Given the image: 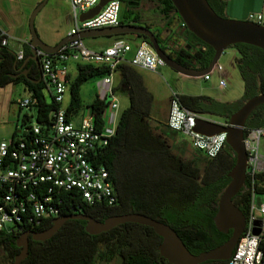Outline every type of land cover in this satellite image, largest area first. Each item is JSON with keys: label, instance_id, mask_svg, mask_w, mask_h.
<instances>
[{"label": "trees", "instance_id": "trees-1", "mask_svg": "<svg viewBox=\"0 0 264 264\" xmlns=\"http://www.w3.org/2000/svg\"><path fill=\"white\" fill-rule=\"evenodd\" d=\"M119 1L121 23L131 22L130 16L135 8H138L139 3ZM146 1L155 2L164 18L171 14L177 15L170 0ZM207 1L218 15L225 16V3L222 0ZM135 19L137 18L133 17L132 21ZM173 36L176 38L173 39ZM138 37L147 41L146 37ZM166 38L167 47L164 48L180 64L198 69L209 64L213 49L195 37L186 27L178 25L176 31L168 33ZM178 38L182 43L177 41ZM232 47L239 53L234 63L243 80L241 97L233 102H221L204 95L178 94L183 107L199 114L215 115L225 119L243 101L264 92V50L247 43H237ZM22 48L23 58L17 60L15 51L0 43V87L8 83H22L32 100L30 107L35 110V121L49 123L50 113L56 104L50 95L49 99L45 98L44 90L47 88L41 79L37 81L39 73L29 69L26 76L12 77L18 66H22L21 70L29 66L22 64L30 53V46L23 44ZM76 70L75 77L69 83V102L66 107L68 113L77 112L82 107L80 86L92 77H102L108 73V69L103 66L92 64H77ZM116 70L120 72V82L128 85L127 89H121L128 97V106L119 114L115 135L93 161L103 163L109 169L117 203L112 207L87 205L74 191H68L63 195V209L59 216L73 214L75 210L77 213L83 212L102 221L112 215L137 212L170 225L193 254L220 245L230 234L218 242H213V235L218 234L213 217L217 211L218 198L230 180L228 172L234 165L235 153L225 145L216 157L206 158L201 169L194 165V158L184 160L181 157L170 156L168 150L164 148L165 139L155 132L158 127L151 125L152 98L143 85L141 74L135 67L126 63L118 65ZM89 107L96 126L101 127L105 100L99 99L96 95ZM21 122L22 126L29 123V116L25 114ZM262 125L264 104L258 105L249 114L245 127ZM22 136L18 133V127H15L11 137ZM138 163L142 166L137 169ZM253 191L264 196V172L256 175ZM250 198L251 187L247 182H244L232 198L233 203L245 216L248 213ZM51 220L52 218L47 219L42 225L24 231L46 229L51 226ZM66 221H76V224H81V230H84L82 225L85 221ZM61 229L71 230L72 227ZM19 235L20 233L0 234V248L6 253V263L10 264L20 251V247L16 246V238ZM56 237L57 233L40 243L39 248H36L29 237L28 254L20 264H95L98 260L109 261L115 256L121 258V264H169L159 255L157 249L161 238L151 227L134 222L119 224L97 235L87 233L78 239L68 235L65 238ZM261 247L264 255V241ZM225 263V260H206L198 264Z\"/></svg>", "mask_w": 264, "mask_h": 264}, {"label": "built area", "instance_id": "built-area-1", "mask_svg": "<svg viewBox=\"0 0 264 264\" xmlns=\"http://www.w3.org/2000/svg\"><path fill=\"white\" fill-rule=\"evenodd\" d=\"M98 2L69 0L72 26L67 34L122 24L119 0H109L91 18L79 19L81 13ZM245 20L264 26V12H250ZM179 26L185 27L182 21H179ZM12 39L8 30L0 24L1 45L9 46ZM23 44H29V40H21ZM22 47L15 51L17 60L23 58ZM165 48L162 47L166 51ZM35 55L40 64V79L56 105L50 113L49 123H39L34 119L18 128L22 137L0 142V234H21L25 229L38 227L47 219L59 216L63 209V195L68 191H74L87 205H116L117 196L109 169L103 163L94 162L97 154L115 135L120 114L113 88V72L122 63L150 71L164 65L147 41L141 39L133 46L124 37L114 38L110 45L100 50L89 49L78 37L66 42L54 53L36 49ZM72 61L108 69L97 87L99 99L105 100L99 128L89 106H85L80 115L78 111H66L64 99L66 94L69 95L68 64ZM211 71L219 73L218 83L223 87L224 72L218 60L202 78L209 79ZM17 103L19 107H29L32 100L27 96ZM196 117L202 116L183 107L178 94L171 93L165 121L167 128L181 134L194 151L206 158H214L225 146L226 133L204 135L195 131ZM262 138L264 125L244 128L245 182L251 187V198L243 231L225 264H264L261 247L264 241V199L258 205L253 202L256 175L264 172V152L260 151ZM73 213L77 211L73 210ZM256 229L258 233H255Z\"/></svg>", "mask_w": 264, "mask_h": 264}, {"label": "water", "instance_id": "water-1", "mask_svg": "<svg viewBox=\"0 0 264 264\" xmlns=\"http://www.w3.org/2000/svg\"><path fill=\"white\" fill-rule=\"evenodd\" d=\"M109 0H99V2L86 12L79 15L80 20L91 18L97 14L103 5ZM177 12L178 17L184 23L186 29L203 43L213 49V55L209 64L202 69L188 67L174 60L158 42L154 33L148 28L137 24H120L117 26H107L101 28H91L80 31L77 34H67L55 44L43 42L37 35L34 27V19L46 0H41L33 8L28 17L29 46L30 53L25 58L37 64L36 49H41L46 53H54L60 46L74 38L113 36L122 37L127 34H135L147 38V42L155 53L163 60L164 64L176 72L190 77H198L209 72L212 66L220 57L222 51L237 43H247L264 50V26L242 19H233L218 15L210 6L207 0H170ZM31 68L28 66L23 70L26 72ZM264 75V70H263ZM40 80V72L39 79ZM260 104H264V92L258 93L245 101L225 118L223 122H216L203 117H196L193 129L204 135H212L225 132V145L229 146L235 153V162L228 176L230 178L223 188L217 202V211L213 217L215 228L223 233L231 230L228 239L210 249L191 253L184 245L175 230L165 222L154 219L150 216L130 212L120 215H112L104 220H96L92 216L83 212L56 216L51 220V226L40 230H27L16 238V246L20 251L13 257L10 264H20L28 254L29 237L35 241H42L50 238L66 220L85 221V231L95 235L107 231L119 224L134 222L151 227L161 240L157 245L159 255L167 260L169 264H198L206 260H227L234 249V246L243 231L245 224L244 213L233 203L232 198L237 194L245 182L246 152L243 145L244 128L249 114ZM258 233V229L255 230Z\"/></svg>", "mask_w": 264, "mask_h": 264}, {"label": "rangeland", "instance_id": "rangeland-1", "mask_svg": "<svg viewBox=\"0 0 264 264\" xmlns=\"http://www.w3.org/2000/svg\"><path fill=\"white\" fill-rule=\"evenodd\" d=\"M40 1L0 0V24L8 30L13 38L9 43V49L16 51L19 47L23 46L21 45V40H29L28 17ZM140 1L138 8H135V17L137 18L135 21L151 23L150 21L153 18L149 19L147 15L150 13L151 16H156L155 2ZM70 14L69 0H46V3L38 11L34 19V27L38 37L47 44H54L59 41L67 35L72 26ZM172 16L178 23V15L172 14ZM132 17L131 15L130 18ZM163 35L166 36V33L163 32ZM106 39H108V36L86 37L82 40L89 49L99 50L103 46L102 41H106ZM163 47H167L166 42H163ZM238 57V51L234 47L229 46L222 51L218 58V63L222 66L224 72L225 85L223 87H220L218 83L220 76L217 71H211L209 79L203 80L202 76L190 77L182 75L164 64L157 67L156 74H146L148 82L152 83V87L149 85L153 93L151 108L156 109L152 113L153 119H150V122L152 126H156L154 120L159 122L157 124L159 128L155 132L160 134L162 138H166V135H170V132H173L175 135L177 134L174 131H170L165 124L171 93L207 94L212 98L227 102L238 100L243 93V80L234 63V60ZM72 70L74 71V69ZM98 81H100L99 78L92 77L82 84L80 97L83 106L78 110L79 115L85 109L86 103L90 102L94 97ZM205 87L209 89H203ZM115 94L119 104L118 112H121L128 106V97L122 91H115ZM44 95L46 99H49V93L46 89L44 90ZM27 96L28 92L20 82L8 83L0 87V142L9 141L15 127L20 128L22 126L21 121L25 114L29 116L30 122L34 121V108L30 106L19 107L17 103L18 100ZM68 99V94H66L64 104L68 102ZM201 116L211 118L216 122H223L225 120L215 115L201 114ZM77 120L78 117L74 118L75 122ZM260 151L264 152V138L260 141ZM180 153V157L184 160L194 158V165L199 169L205 164L206 157L201 153L195 152L189 146L183 147ZM141 166V163H138L137 169L141 168ZM263 199L264 196L253 193L255 205H258ZM255 213L257 212L255 211ZM0 264H9L6 263V253L1 248ZM96 264H121V259L117 256L109 261L98 260Z\"/></svg>", "mask_w": 264, "mask_h": 264}, {"label": "crops", "instance_id": "crops-1", "mask_svg": "<svg viewBox=\"0 0 264 264\" xmlns=\"http://www.w3.org/2000/svg\"><path fill=\"white\" fill-rule=\"evenodd\" d=\"M222 1L225 3L224 14H225L226 17H229V18L245 20L246 17H247V15H248V13H250V12H253V11L264 12V0H222ZM155 7H156V12H155L156 16H151L150 13L147 15V17L149 19L153 18L152 21H150L151 23H149V22H145L144 23V22H140V21H137V22L136 21H132L133 17H135V10H134V13L132 14L133 17L131 18V22H127V23L142 25V26L148 28L149 30H151L154 33V35L156 36L158 42L161 43V44H163V42L165 43L166 40H167V38H166L167 34L168 33L172 34L174 31H176V29H177V27L179 25V22L177 23L175 21V19L173 18L172 14L168 18H164L159 13V9H158L156 3H155ZM157 15H159V16H157ZM160 15H161V17H160ZM163 32L166 33V36L163 35ZM124 38H126L127 40H129L131 42L134 40V42H132V45L133 46L137 45L138 42L142 39L141 37H138L135 34H127V35L124 36ZM175 38H176V36H173V39H175ZM113 40H114V37L113 36H108V39H106V41H102V45L103 46L100 49H102V48L110 45ZM177 41L179 43H182V40H180L179 38H178ZM19 48H21V47H19ZM76 65H77V63H75L73 61L72 62H69V64H68V75H67L68 84L75 77V75L77 73ZM135 68L141 74L143 85H144L146 91L151 95V98L153 99V93L150 90V89H152V88H150V86L152 87V85H151L152 83H149L148 82V79L146 77V74H149V73H151V74L152 73H155L156 74L157 73V71H156L157 69L155 71H150V70L143 69V68H138V67H135ZM72 69H74V71ZM94 78L101 79V77H94ZM99 82L100 81H98L97 86H96L95 89H98L97 87H98ZM81 86H80V88H81ZM113 88L116 89L115 91H122V92H124V91L121 90V89H127L128 88V85L120 82V72L118 70H116V71L113 72ZM203 89H209V88L208 87H205ZM177 94L193 95V94H189L188 92H179ZM96 95L98 96L97 91H96L94 97ZM202 95L209 96L207 94H202ZM28 96H29V93H28ZM68 97H69V95H68ZM93 98L90 100V102L86 103L85 106H89L90 103L92 102ZM218 101L227 102V101H222V100H218ZM68 102H69V99H68ZM68 102L65 103L64 105L67 106L68 105ZM81 104H82V100H81ZM82 106H83V104H82ZM155 110L156 109L150 108V117H151V119H153L152 113L155 112ZM202 117L203 118H206V119L213 120V119L207 118L205 116H202ZM154 122H155V125L156 126L159 123L156 120H154ZM170 131H172V130H170ZM169 134L170 135H166V138L164 137V139H165V145H166V147H164V148L166 150H168V152H169L168 154L170 156L179 158L180 157V154H181L180 151H181V149L183 147L189 146L191 148V146L189 145L188 141L184 137H182L181 134L177 133V134H179V136H177V134L176 135L173 134V132H170ZM170 159H171V157H170Z\"/></svg>", "mask_w": 264, "mask_h": 264}, {"label": "flooded vegetation", "instance_id": "flooded-vegetation-1", "mask_svg": "<svg viewBox=\"0 0 264 264\" xmlns=\"http://www.w3.org/2000/svg\"><path fill=\"white\" fill-rule=\"evenodd\" d=\"M127 2H129V3H132V4H137V3H140L141 1L140 0H126ZM160 46L161 47H163V44H161L160 43ZM28 56V55H27ZM27 56L25 57V58H27ZM25 58H24V60H25ZM24 62V61H23ZM26 64H28L29 66H31V68L30 69H32V70H34V71H36L37 73H39L40 72V64H39V60H38V58H37V64L34 62V61H32V60H27V62H26ZM23 65V64H22ZM21 67L22 66H18V68H16V70H15V74H13L12 75V77H17V76H20V75H24L23 74V70H21ZM72 220H76V219H72ZM76 221H70V222H68V221H64L62 224H61V226L58 228V230L54 233V234H56L57 233V237L59 238V237H66V235H68V236H71V237H75L76 239H78L80 236H82V235H87V232H85V229H84V227H85V223H84V225H82V227H83V229L84 230H81V224H79V223H75ZM72 227V229L71 230H62L61 228L62 227ZM53 234V235H54ZM99 234V233H98ZM229 234H231V230H229L228 232H226V233H223V232H220V231H218V234H214L213 235V242H218L221 238H223V237H225V236H227V235H229ZM52 235V236H53ZM90 235V234H89ZM95 235H97V234H95ZM51 236V237H52ZM56 237V238H57ZM56 238H54L53 239V241H55L56 240ZM49 239V238H48ZM47 240V239H46ZM46 240H42V241H35V240H32L31 239V241H33L34 243H35V246H36V248H39L40 247V243H42V242H44V241H46ZM29 241V240H28ZM38 246V247H37ZM115 257H117V256H115ZM114 257V258H115ZM121 259V258H120ZM97 262V261H96ZM96 262H95V264H96Z\"/></svg>", "mask_w": 264, "mask_h": 264}]
</instances>
